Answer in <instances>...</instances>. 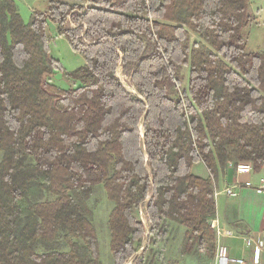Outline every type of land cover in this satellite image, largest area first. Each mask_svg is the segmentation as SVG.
Returning <instances> with one entry per match:
<instances>
[{
	"label": "trees",
	"instance_id": "obj_1",
	"mask_svg": "<svg viewBox=\"0 0 264 264\" xmlns=\"http://www.w3.org/2000/svg\"><path fill=\"white\" fill-rule=\"evenodd\" d=\"M44 1L25 23L16 0H0V264H101L86 207L98 185L113 204L112 264L144 239L151 260L173 229L183 254L213 259L219 172L264 167L249 0ZM49 23L81 67L50 55ZM57 71L67 89L51 83ZM197 162L208 178L192 174ZM41 193L54 198L31 201ZM59 236L66 245H51Z\"/></svg>",
	"mask_w": 264,
	"mask_h": 264
},
{
	"label": "rangeland",
	"instance_id": "obj_2",
	"mask_svg": "<svg viewBox=\"0 0 264 264\" xmlns=\"http://www.w3.org/2000/svg\"><path fill=\"white\" fill-rule=\"evenodd\" d=\"M19 13L22 20L27 23L33 10L44 11L46 2L44 0H16ZM249 12L252 14L250 25L244 30L248 40L249 51L264 52V0H249ZM47 34L50 35L48 50L50 55L57 59L62 70L71 72L84 64L82 56L74 52L64 37L58 36L55 25L48 24ZM193 38L194 35H192ZM117 76L124 86L132 90L125 83V78L118 73ZM51 83H55L61 89L68 88V82L62 77L61 72L57 71ZM31 201L41 202L45 199L52 200L53 195L41 193L40 195L30 196ZM86 207L91 211V224L93 225L98 243L101 264H112L109 241L110 235L108 231V216L112 210L113 204L106 198L103 186L98 185L94 188V192L90 199L86 202ZM144 209L141 207L134 215L138 220L146 224ZM143 212V213H142ZM179 237V240H178ZM180 231L177 229L167 230L165 245H156L152 250L151 260L142 257L145 249L146 241L135 243L137 251L127 264H212L213 259H208L196 252L191 254H183L180 250ZM49 245V243H48ZM51 245H66L64 240L59 236L57 243ZM144 248V249H143Z\"/></svg>",
	"mask_w": 264,
	"mask_h": 264
},
{
	"label": "crops",
	"instance_id": "obj_3",
	"mask_svg": "<svg viewBox=\"0 0 264 264\" xmlns=\"http://www.w3.org/2000/svg\"><path fill=\"white\" fill-rule=\"evenodd\" d=\"M191 172L201 178L210 176L202 162H197ZM262 180L264 167L259 173L243 175L226 166L219 172L214 188L216 210L209 224L214 222L220 230L216 243L227 248L231 259H242L246 264H264V253L258 251L257 245L264 246V191L257 189ZM246 181H251L253 188L243 187ZM234 186L239 188L236 196L223 193L226 187Z\"/></svg>",
	"mask_w": 264,
	"mask_h": 264
},
{
	"label": "built area",
	"instance_id": "obj_4",
	"mask_svg": "<svg viewBox=\"0 0 264 264\" xmlns=\"http://www.w3.org/2000/svg\"><path fill=\"white\" fill-rule=\"evenodd\" d=\"M228 166L234 169L235 172L238 174L251 175L253 172L251 164L246 163V162H240L236 164L228 163ZM243 187L253 188V184L251 183V181H246L243 184ZM238 189H239L238 186L226 187L223 190V193L229 197H234L237 195ZM257 189L264 191V180L261 181ZM210 227L214 229L213 231L215 233V236H219L220 230L214 222H211ZM247 245H251V242L247 241ZM257 245H258V251L264 253V246L262 244H257ZM231 263L246 264L242 259H231L228 256L227 248L224 245H220L219 243H216V240H215V252H214V257H213V264H231Z\"/></svg>",
	"mask_w": 264,
	"mask_h": 264
},
{
	"label": "water",
	"instance_id": "obj_5",
	"mask_svg": "<svg viewBox=\"0 0 264 264\" xmlns=\"http://www.w3.org/2000/svg\"><path fill=\"white\" fill-rule=\"evenodd\" d=\"M130 92H132V93H134V91H130ZM146 237L148 236V234L146 233V235H145ZM144 249V248H143Z\"/></svg>",
	"mask_w": 264,
	"mask_h": 264
},
{
	"label": "bare ground",
	"instance_id": "obj_6",
	"mask_svg": "<svg viewBox=\"0 0 264 264\" xmlns=\"http://www.w3.org/2000/svg\"><path fill=\"white\" fill-rule=\"evenodd\" d=\"M129 91H133V90H130V89H129Z\"/></svg>",
	"mask_w": 264,
	"mask_h": 264
}]
</instances>
